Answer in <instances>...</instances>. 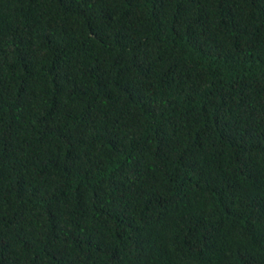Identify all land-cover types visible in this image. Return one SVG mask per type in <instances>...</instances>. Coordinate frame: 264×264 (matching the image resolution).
<instances>
[{"label": "trees", "instance_id": "1", "mask_svg": "<svg viewBox=\"0 0 264 264\" xmlns=\"http://www.w3.org/2000/svg\"><path fill=\"white\" fill-rule=\"evenodd\" d=\"M0 264H264V0H0Z\"/></svg>", "mask_w": 264, "mask_h": 264}]
</instances>
